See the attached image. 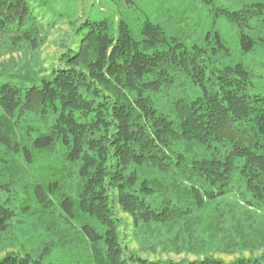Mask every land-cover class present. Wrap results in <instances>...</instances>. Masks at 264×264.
<instances>
[{
  "label": "trees",
  "instance_id": "obj_1",
  "mask_svg": "<svg viewBox=\"0 0 264 264\" xmlns=\"http://www.w3.org/2000/svg\"><path fill=\"white\" fill-rule=\"evenodd\" d=\"M219 14L252 53L264 3ZM74 36L48 78L0 83V235L15 218L34 220L57 244L86 248L76 264H264V254L143 260L125 254L119 233L122 212L142 233L168 228L189 247L204 221L225 244L264 248V96L252 92V73L213 65L225 50L218 34L210 50L149 22L134 35L121 20H85ZM44 41L26 0H0V48L35 53Z\"/></svg>",
  "mask_w": 264,
  "mask_h": 264
},
{
  "label": "rangeland",
  "instance_id": "obj_2",
  "mask_svg": "<svg viewBox=\"0 0 264 264\" xmlns=\"http://www.w3.org/2000/svg\"><path fill=\"white\" fill-rule=\"evenodd\" d=\"M44 28L45 41L38 52L22 47L0 48V83L16 81L15 77L48 78L58 57L68 48H74L77 38L74 29L85 20H106L116 27L123 21L136 35L142 24L149 22L160 26L167 37L177 39L184 47L197 46L210 50L218 34L224 49L211 54L214 66L242 64L252 73L253 93L264 96V24H256V38L260 39L252 53L242 54L238 44V29L224 16L220 9L236 12L264 0H26ZM253 26V22L251 23ZM247 32V31H246ZM253 32V31H252ZM248 34L249 33L247 32ZM207 36L210 41L207 42ZM236 204V198H225ZM264 212V206L262 208ZM121 246L125 254L139 259L156 261H193L212 257L224 262L238 258H255L264 254V248H248L244 244L224 242L220 233L209 235L201 222L202 240L189 247L168 228L155 227L153 232L142 233L134 228L132 219L118 212ZM56 237L48 235L34 220L15 218L8 231L0 235V259L7 254L28 255L39 259L41 264H76L87 253L83 245L57 244Z\"/></svg>",
  "mask_w": 264,
  "mask_h": 264
}]
</instances>
